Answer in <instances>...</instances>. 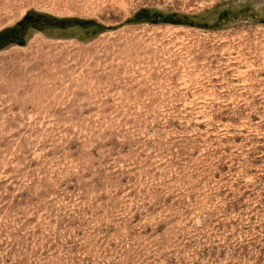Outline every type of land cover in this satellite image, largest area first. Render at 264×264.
I'll return each mask as SVG.
<instances>
[{
    "label": "rangeland",
    "instance_id": "obj_1",
    "mask_svg": "<svg viewBox=\"0 0 264 264\" xmlns=\"http://www.w3.org/2000/svg\"><path fill=\"white\" fill-rule=\"evenodd\" d=\"M0 264H264V0H0Z\"/></svg>",
    "mask_w": 264,
    "mask_h": 264
},
{
    "label": "flooded vegetation",
    "instance_id": "obj_2",
    "mask_svg": "<svg viewBox=\"0 0 264 264\" xmlns=\"http://www.w3.org/2000/svg\"><path fill=\"white\" fill-rule=\"evenodd\" d=\"M20 42H22V39H20Z\"/></svg>",
    "mask_w": 264,
    "mask_h": 264
}]
</instances>
